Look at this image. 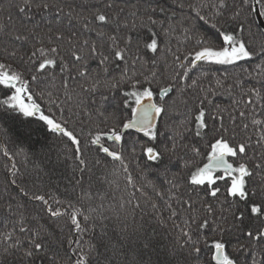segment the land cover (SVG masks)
Wrapping results in <instances>:
<instances>
[{"label":"snow or ice","instance_id":"6c2138e0","mask_svg":"<svg viewBox=\"0 0 264 264\" xmlns=\"http://www.w3.org/2000/svg\"><path fill=\"white\" fill-rule=\"evenodd\" d=\"M259 17L264 0H0V120L21 141L0 264H264Z\"/></svg>","mask_w":264,"mask_h":264},{"label":"trees","instance_id":"16d2710c","mask_svg":"<svg viewBox=\"0 0 264 264\" xmlns=\"http://www.w3.org/2000/svg\"><path fill=\"white\" fill-rule=\"evenodd\" d=\"M263 23H264V17H261ZM256 31V30H254ZM255 43L258 45L261 42H264V36H260L259 34L255 35L252 38ZM219 101L221 103H223L225 106L228 105L229 100L227 97H221L219 98ZM259 108H257V112H259ZM257 119H262V117H260L259 115L257 116ZM0 129H3L5 134L0 135V180L3 179V165L5 164V158L3 157V149L5 148V146H7L10 150L14 149V145L12 143V141L16 142V145L18 146L20 144V139L18 137L16 128L11 125L9 122L5 121V120H0ZM45 143H48L47 141H45ZM49 147H52L51 144H49ZM38 150V149H37ZM34 159L37 162L41 161V157H34ZM47 168H51L50 165L46 166ZM51 175V179L53 181H56L59 183L60 188L63 189V187L65 186V184L70 180L71 178V173H70V169L61 166L59 169H56L53 173H50Z\"/></svg>","mask_w":264,"mask_h":264},{"label":"water","instance_id":"95a60500","mask_svg":"<svg viewBox=\"0 0 264 264\" xmlns=\"http://www.w3.org/2000/svg\"><path fill=\"white\" fill-rule=\"evenodd\" d=\"M257 23H259V24L262 25L261 31H264V23H263L261 17H259V18L257 19Z\"/></svg>","mask_w":264,"mask_h":264}]
</instances>
